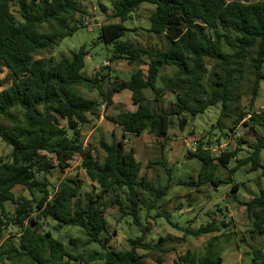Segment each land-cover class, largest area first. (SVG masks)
<instances>
[{
    "label": "trees",
    "instance_id": "trees-1",
    "mask_svg": "<svg viewBox=\"0 0 264 264\" xmlns=\"http://www.w3.org/2000/svg\"><path fill=\"white\" fill-rule=\"evenodd\" d=\"M78 1L0 0V71L7 69L12 78L9 85L0 89V139L11 149L7 157L0 155V241L5 229L10 226L18 229L17 238L8 237L0 245V260L11 264L20 259L29 264H88L96 259L100 260L99 264H147L137 249L159 248L167 237L159 236L153 246L144 243L150 227L141 224L139 210L155 208L168 184L157 187L140 175L141 164L135 159L134 149L126 147L124 136L145 131L165 136L171 117L175 116L183 128L184 114L195 116L216 103H220L217 126L224 127V120L232 124L226 127L225 136L235 134L241 123L264 129V107L252 109L260 80L264 79V0H115L112 16L119 22L102 24L99 37L105 44L113 45L108 61L126 59L137 68L128 79L114 76L107 88L103 87L107 74L96 72L91 77L82 72L87 54L84 46L61 55L56 61L33 57L84 26L73 18L76 13L84 12ZM13 3L18 7L21 22H16L11 13ZM142 3L155 6L149 16L148 30L164 37L168 42L166 48L139 47L118 40L125 30L122 22ZM100 6L105 9L104 5ZM207 61H212L210 69L206 67ZM248 62L254 82L250 100L243 105L240 86ZM140 65H145L146 71ZM165 66L174 67L175 71L161 78L158 85L159 72ZM3 85L4 81L0 80V88ZM78 86L97 90L101 101L83 96L76 90ZM123 89L131 92L136 108L105 116L121 129L122 136L116 138L112 134L110 141H99L105 153L104 160L99 162L90 145L83 144L81 128L88 122V114L99 115L101 105L107 109L114 93ZM145 89H150L154 100L171 93L173 107L153 109ZM2 119L15 124L6 125ZM60 119L66 124L58 125ZM237 142L244 143L241 138ZM249 147L250 153L237 159L230 172L248 164L249 170L261 168L264 176L260 157L264 135ZM239 150L222 152L219 160L226 164ZM188 154L202 161L205 167L212 161L202 142L196 151ZM75 156L92 184L91 191L84 192L82 197L79 179L65 178L53 187L46 177L54 167L48 157L63 170ZM156 163L167 170L165 159ZM211 181L214 185L219 182ZM18 185L28 191L30 198L14 193ZM238 187L235 183L232 192ZM139 188L154 195V199L145 201ZM110 191L116 192L113 203L121 214L130 215L140 230L138 236L128 238L130 245L124 249L110 248V236H101L107 227L103 198ZM232 198L244 206L252 223L251 232L264 234V188L244 202L234 195ZM7 202L13 205V211L8 209ZM38 219H51L57 228L80 227L87 237L86 244L96 243L101 251L93 250L86 258L82 253L71 252L57 237L39 232ZM220 226L226 223L209 221L185 232L199 237L219 231ZM216 239L217 236L207 243L201 256L187 250L178 261L221 264L222 257L213 242ZM75 242V238H69L70 244ZM251 264H264L260 249H252Z\"/></svg>",
    "mask_w": 264,
    "mask_h": 264
},
{
    "label": "rangeland",
    "instance_id": "rangeland-1",
    "mask_svg": "<svg viewBox=\"0 0 264 264\" xmlns=\"http://www.w3.org/2000/svg\"><path fill=\"white\" fill-rule=\"evenodd\" d=\"M115 0H79L83 13H76L75 20L83 22L84 26H79L72 34L62 38L57 44L49 46L47 49L39 51L34 58L58 60L61 55L76 51L84 46L87 52L84 58L82 72L87 76H94L96 72L107 74L103 87L107 88L108 82L114 76L120 79H128L131 73L137 68L135 64L129 63L126 59L108 61L112 52V44H105L99 37V27L105 23L119 22L118 18L112 16L113 2ZM104 5L103 9L100 5ZM155 9L152 4L142 3L137 10L130 14L122 22L125 27L124 33L118 38L119 41H127L134 46L152 47L163 49L167 47V40L149 31V16ZM11 13L16 22H21V17L16 4H11ZM212 66V61H207V69ZM146 71L145 65L139 66ZM174 67L165 66L161 68L157 84L161 85V78L172 75ZM0 80L4 81V88L11 83V73L2 68ZM254 76L250 72L249 62L245 67V78L242 80L240 89L242 91V104L247 105ZM76 90L83 96L101 101L97 90L87 89L82 86ZM147 101L155 110H169L173 107V95L164 93L158 100H154V95L150 89L144 90ZM113 102L104 109L100 107L99 115L88 114V122L81 128L83 144L90 145L93 155L99 162L105 158V153L99 146V141H110L112 134L116 138L122 136L119 127L114 126L105 118L107 114H117L119 112L134 110L136 105L131 101V92L127 89L115 92ZM264 107V79L260 80L257 96L253 102L252 109L259 110ZM220 112V103L208 106L202 113L195 116L184 114L186 124L183 128L178 125V119L171 117L165 136H159L147 131L138 135L126 134V147L134 149V156L141 164L140 175H144L151 184L161 187L168 184L166 193L156 201V207L147 211L141 207L139 217L141 224L149 225L150 231L145 235L144 243L153 246L158 242L159 236L167 239L158 246L159 248H139L137 251L144 255L147 264H181L178 257L187 250L194 252L196 256H201L207 243L215 236L214 246L219 250L222 257L221 264H251L252 249L258 248L264 255V234L251 232L252 223L244 211V206L233 200L234 195L240 202L249 200L255 195L259 188H264V176L262 169L249 170V165H242L236 171L230 169L236 164V160L246 157L251 148L250 144H255L256 139L264 135V129L254 125L242 123L235 129V134L228 133L226 127L232 126L231 122L224 120L225 126L218 127L217 120ZM6 125H14L8 119H2ZM58 125H65V121L60 119ZM237 138H241L244 143L239 144ZM199 142L205 143V149L209 151L212 158L208 166H204L202 161L196 157H191L188 151L194 152ZM237 151L235 157L226 164H222L219 158L222 152ZM10 147L0 139V155L7 157ZM44 153V152H42ZM261 160L264 163V150L261 152ZM49 162L54 165L51 172L46 175L51 186L56 187L58 182L65 178H76L80 180V196L84 192L91 191L92 184L85 172L79 168V158L75 156L70 162V166L61 170L56 166L52 158ZM166 160V168L162 167L158 161ZM152 162V163H150ZM200 178V183H198ZM229 178L231 180H229ZM211 179L219 181L214 185ZM192 180V184L188 183ZM229 180V183L226 181ZM180 181L182 183H180ZM202 182V183H201ZM237 183L239 187L232 192L233 185ZM16 195L30 198L28 191L18 185L13 189ZM140 196L145 201L150 202L154 195L139 188ZM120 192L121 191H117ZM116 192L110 191L103 198L105 205V217L107 221L106 231L101 233L104 238L110 236L108 246L113 249H124L129 247L128 238H134L140 234L139 227L132 223L130 215H123L118 205L113 203ZM9 210L14 207L6 203ZM159 214L158 216H154ZM209 221L217 224L224 221L226 226H220V230L199 237L187 234L185 230L196 229L205 225ZM39 232H49L52 236L60 239L65 246L73 253H82L86 258L92 254L93 250L101 251L96 243L86 244V235L78 226H65L57 228L51 219H38ZM18 229L8 227L2 232L0 245L4 244L8 237L16 236ZM75 238V244L69 243V238ZM159 258L161 263L158 262ZM100 260H94L88 264H99ZM0 264H11L10 261L0 260ZM15 264H29L26 260L20 259Z\"/></svg>",
    "mask_w": 264,
    "mask_h": 264
},
{
    "label": "crops",
    "instance_id": "crops-1",
    "mask_svg": "<svg viewBox=\"0 0 264 264\" xmlns=\"http://www.w3.org/2000/svg\"><path fill=\"white\" fill-rule=\"evenodd\" d=\"M115 126V125H114Z\"/></svg>",
    "mask_w": 264,
    "mask_h": 264
}]
</instances>
